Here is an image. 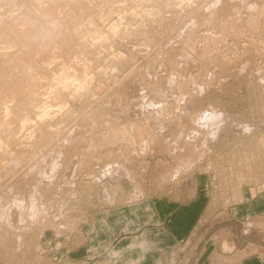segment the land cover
Wrapping results in <instances>:
<instances>
[{
  "label": "rangeland",
  "instance_id": "obj_1",
  "mask_svg": "<svg viewBox=\"0 0 264 264\" xmlns=\"http://www.w3.org/2000/svg\"><path fill=\"white\" fill-rule=\"evenodd\" d=\"M175 223L165 264L264 258V0H0V264Z\"/></svg>",
  "mask_w": 264,
  "mask_h": 264
},
{
  "label": "crops",
  "instance_id": "obj_2",
  "mask_svg": "<svg viewBox=\"0 0 264 264\" xmlns=\"http://www.w3.org/2000/svg\"><path fill=\"white\" fill-rule=\"evenodd\" d=\"M150 200L149 198L146 199L145 201L140 202L139 204H136L134 206H126L128 208V210H132V209H136L138 211H140L138 213V217L143 216L144 213L148 212V210H150ZM121 216V215H119ZM118 216V217H119ZM171 216V215H170ZM114 219H116V216H113ZM111 219V218H110ZM147 221V218H144ZM95 224V223H94ZM136 223H126V225H124L125 229H128L127 227L134 225ZM137 225V224H136ZM175 229L170 230L171 232H169V229H165L164 227H154L149 228V229H145L144 232L140 235V236H130L128 238V240H124V241H117L115 244L110 245L107 242V249L106 251H108L106 256H103L102 259L100 258H96L95 256H90L89 258H84L82 259L81 264L84 263H88L91 262L89 264H93V263H98L99 261H102L103 259H106L108 263L110 264H165V260H164V256L163 254L166 252H170V256L173 259L175 252H177L178 250V246L181 244L182 240L184 239H180L182 237V235H180V230L181 228L180 225L178 223H175ZM159 229L158 232L153 233V236H150L149 232L150 231H154ZM162 230L166 231V233H162ZM160 232V233H159ZM145 233V234H144ZM169 234H171V236H169ZM113 235V233H112ZM175 236V237H174ZM145 238L147 243H150L152 245V247H154L151 250H146V251H141L138 249L132 250L130 248V244L132 241L137 240L140 241L141 238ZM95 246V251H98V248H102V244L101 242H98V244L93 245ZM115 249H118L121 252V255L117 258H113L111 257L112 251ZM93 251V252H95ZM105 251V250H104ZM103 251V252H104ZM98 257V256H97ZM174 264V263H173ZM235 264H264V258L262 256H256V255H246V256H240L238 258H236V262Z\"/></svg>",
  "mask_w": 264,
  "mask_h": 264
},
{
  "label": "bare ground",
  "instance_id": "obj_3",
  "mask_svg": "<svg viewBox=\"0 0 264 264\" xmlns=\"http://www.w3.org/2000/svg\"><path fill=\"white\" fill-rule=\"evenodd\" d=\"M32 20V19H31ZM15 25V24H14ZM36 26V25H35ZM36 42V41H35ZM218 113H215V112H211V113H207V114H204V115H202V117H201V120H203L204 122H214L215 121V123H216V120L218 121V118L220 117V114H218ZM222 116V115H221ZM220 120V119H219ZM222 120V119H221ZM203 121H201V122H203ZM209 123V124H210ZM208 124V123H207ZM211 125V124H210ZM216 125V124H215ZM214 125V126H215ZM211 126H213V124L211 125ZM215 133V132H214ZM212 134V133H211ZM37 202V201H36ZM11 206V205H10ZM37 213V212H36ZM4 216V215H3Z\"/></svg>",
  "mask_w": 264,
  "mask_h": 264
}]
</instances>
